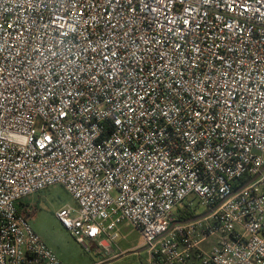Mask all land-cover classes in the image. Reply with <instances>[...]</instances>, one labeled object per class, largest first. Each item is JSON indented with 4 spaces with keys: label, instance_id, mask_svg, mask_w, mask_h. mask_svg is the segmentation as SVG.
Listing matches in <instances>:
<instances>
[{
    "label": "built area",
    "instance_id": "built-area-1",
    "mask_svg": "<svg viewBox=\"0 0 264 264\" xmlns=\"http://www.w3.org/2000/svg\"><path fill=\"white\" fill-rule=\"evenodd\" d=\"M56 184L87 250L264 264V0H0V264H62Z\"/></svg>",
    "mask_w": 264,
    "mask_h": 264
},
{
    "label": "rangeland",
    "instance_id": "rangeland-1",
    "mask_svg": "<svg viewBox=\"0 0 264 264\" xmlns=\"http://www.w3.org/2000/svg\"><path fill=\"white\" fill-rule=\"evenodd\" d=\"M75 204L72 194L61 184L52 185L23 198V206L31 208L30 222L36 232L55 251L62 264H151L149 250L143 244L141 232L133 225H121L119 246L122 255L112 256L107 260L103 251L92 247L87 250L70 231L60 222L57 210L66 204ZM198 212L206 207L197 206ZM131 247L129 249H126Z\"/></svg>",
    "mask_w": 264,
    "mask_h": 264
},
{
    "label": "crops",
    "instance_id": "crops-1",
    "mask_svg": "<svg viewBox=\"0 0 264 264\" xmlns=\"http://www.w3.org/2000/svg\"><path fill=\"white\" fill-rule=\"evenodd\" d=\"M129 248H131V247H128V248H126V249H129ZM102 254H104V256H108L107 260H108V259H109V260H111V259H115V258H110V257H109V255L112 254V253L109 252V251H104ZM112 256H113V254H112ZM100 262H101V261L97 262L96 264H99ZM190 264H198V261H197L195 258H193V259L191 260Z\"/></svg>",
    "mask_w": 264,
    "mask_h": 264
},
{
    "label": "trees",
    "instance_id": "trees-1",
    "mask_svg": "<svg viewBox=\"0 0 264 264\" xmlns=\"http://www.w3.org/2000/svg\"><path fill=\"white\" fill-rule=\"evenodd\" d=\"M197 214H195V212L194 211H189V210H187V211H185V219H188V218H190V217H194V216H196Z\"/></svg>",
    "mask_w": 264,
    "mask_h": 264
},
{
    "label": "water",
    "instance_id": "water-1",
    "mask_svg": "<svg viewBox=\"0 0 264 264\" xmlns=\"http://www.w3.org/2000/svg\"><path fill=\"white\" fill-rule=\"evenodd\" d=\"M203 215H200V216H198V217H202Z\"/></svg>",
    "mask_w": 264,
    "mask_h": 264
}]
</instances>
